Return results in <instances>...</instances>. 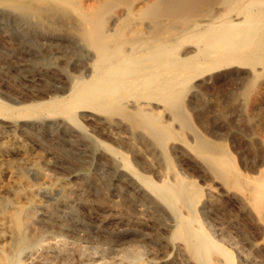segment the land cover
Returning <instances> with one entry per match:
<instances>
[{
	"label": "bare ground",
	"instance_id": "1",
	"mask_svg": "<svg viewBox=\"0 0 264 264\" xmlns=\"http://www.w3.org/2000/svg\"><path fill=\"white\" fill-rule=\"evenodd\" d=\"M260 72L264 0H0V264H264V140L199 101Z\"/></svg>",
	"mask_w": 264,
	"mask_h": 264
},
{
	"label": "rangeland",
	"instance_id": "2",
	"mask_svg": "<svg viewBox=\"0 0 264 264\" xmlns=\"http://www.w3.org/2000/svg\"><path fill=\"white\" fill-rule=\"evenodd\" d=\"M195 57V58H194ZM194 57H192L190 60H192L193 62H195V64L197 63V65H196V68H203L204 69V67L205 68H207V67H209V64L208 63H206V60H203V58H201V57H199V56H194ZM195 60V61H194ZM197 60H198V62H197ZM202 60V61H201ZM200 61V62H199ZM58 66L59 65H56V67H54V68H52L51 70H59V68H58ZM231 70L233 71V72H231ZM231 70H230V68H229V70L227 69L226 71H228L230 74H233L234 76H236V75H242V74H244V72L243 71H246V70H242V69H238V70H236V68H231ZM241 72H240V71ZM237 72V73H236ZM241 73V74H240ZM243 76V75H242ZM242 76H240V77H242ZM228 80L229 79H227V80H225V82L227 83H225L222 87H220V88H216V89H214L213 87H212V82L211 83H209L208 84V87H209V85H210V88L199 98V101L202 103V105H204L205 107H206V109H208V111H210V109H211V111H210V113L212 112V111H215V113H213V117L215 118V120H216V122L219 124H217V125H215L214 127L216 128V130L217 131H219L221 134H223L224 135V133H225V135L223 136V138H222V140L221 141H223V143H227L226 144V146L231 150L232 149V153H233V156L235 157V159H238V157H239V155H238V153L242 156V158L243 159H250L251 158V156H250V153H247V152H249L248 151V147H247V144H248V141L251 139V138H255L254 140L255 141H257L258 139V141H262V140H264V128L262 129L261 128V125H260V121H259V119H258V117L259 118H263L264 119V73H258L256 76H255V81H254V83L252 84V85H250L248 88H247V94H246V96H243V94H241V87H242V81L241 80H238V78L237 79H233L232 80V78H230V80H229V82H228ZM236 80H237V82H236ZM232 81H235L236 83H234L233 82V84L234 85H230V83L232 82ZM240 82V83H239ZM229 84V85H228ZM232 84V83H231ZM237 84V85H236ZM239 84L241 85V86H239ZM226 86V87H225ZM229 86H231V87H229ZM234 86V87H233ZM214 89V90H213ZM224 89V90H223ZM225 89H233V92H232V90H230V91H228V90H225ZM216 90H218V94L216 93L217 91ZM253 90V91H252ZM213 92V91H215V94H214V92L213 93H210V92ZM225 91H228V94H226L227 92H225ZM239 91V92H238ZM258 91V92H257ZM231 92L233 93V95L231 94ZM256 92V93H255ZM208 93H210V94H208ZM230 93V94H229ZM239 93V94H238ZM260 93V94H259ZM263 94V95H262ZM205 95V96H204ZM215 95L217 96V97H215ZM220 95V96H219ZM226 95H228L229 96V98H228V96H226ZM240 95V97H238ZM255 95V97H253ZM263 97V98H261V96ZM216 98V99H214L215 101H213V98ZM242 97H243V100H240V99H242ZM245 97H246V99H245ZM253 97V98H252ZM218 98V99H217ZM225 98V99H224ZM226 98H228L227 99V101H226ZM252 98V99H251ZM259 100H258V99ZM210 99V102H212V103H210L208 100ZM258 102V104H257V102H255V100ZM207 100V101H206ZM216 100H218V101H216ZM222 100H223V103H222ZM225 100V101H224ZM261 100H262V102H261ZM236 101V102H235ZM242 103V108H241V103ZM253 101V102H252ZM220 104H219V103ZM227 102H229V103H227ZM244 102V103H243ZM246 102V103H245ZM216 104V106H215V104ZM231 103V104H230ZM233 103V104H232ZM237 103V104H236ZM256 103V104H255ZM222 105L221 107L220 106H218V105ZM261 104V105H260ZM263 104V105H262ZM207 105V106H206ZM210 105V106H209ZM225 105V106H224ZM253 105H254V107H253ZM261 106V108L259 107V106ZM212 106V107H211ZM209 107V108H208ZM215 107V108H214ZM218 109H217V108ZM220 107V108H219ZM237 107H239V108H237ZM223 109V110H225L224 112H223V116H221V115H219V112H220V109ZM243 108H245V109H243ZM253 108H255L254 110H253ZM261 109L262 110V108H263V110L262 111H260L259 109ZM215 109V110H214ZM221 109V110H222ZM231 109H233V110H231ZM251 109V110H250ZM222 110V111H223ZM229 110H231V111H229ZM240 112H242V113H240ZM255 110H256V112H255ZM258 110H259V113H258ZM217 111V112H216ZM219 111V112H218ZM237 111V112H236ZM244 111V112H243ZM255 112V114L257 115H255V114H253L254 112ZM228 112H230V113H228ZM248 112V113H247ZM218 113V114H217ZM225 113V114H224ZM235 113V114H234ZM262 113V114H261ZM212 114V113H211ZM214 114H216V115H214ZM227 114V115H226ZM229 114V115H228ZM236 114H239L238 116L236 115ZM245 114H248V115H245ZM228 116V117H226V116ZM231 115V116H230ZM225 116V117H224ZM233 116V117H232ZM246 116H249V117H247L246 118ZM220 117H222V118H220ZM242 119H241V118ZM217 118V119H216ZM232 120H231V119ZM245 118V119H244ZM237 119H239V120H241L240 122H239V120H237ZM248 119V120H247ZM253 119V120H252ZM256 119V120H255ZM218 120V121H217ZM229 120V121H228ZM235 122H234V121ZM225 121H226V123H225ZM243 121H246V122H243ZM252 123H250V122ZM254 121V122H253ZM229 122V123H228ZM236 123V125L234 124V123ZM242 122V123H241ZM257 123H259V124H257ZM232 124V125H231ZM239 126H238V125ZM243 124V125H242ZM247 124V125H246ZM251 124V125H250ZM224 125H226V127L224 126ZM233 125H235V126H238L237 127V129L238 130H236V127L235 126H233ZM218 126V127H217ZM220 126H222V128L220 127ZM244 126L246 127V128H244ZM249 126L250 127H252L251 129L249 128ZM254 126H256L257 127V129L260 127V131L258 130V131H256L257 129H255V127ZM230 128V129H228V128ZM232 127V128H231ZM235 127V128H234ZM244 129H243V128ZM242 128V129H241ZM255 130H254V129ZM219 129V130H218ZM222 129V130H221ZM240 129V130H239ZM246 129V130H245ZM230 130V131H229ZM232 130V131H231ZM247 131V132H246ZM253 131H255L254 132V134H253ZM238 132V133H237ZM241 133V134H240ZM258 133H260L261 134V136H259L260 134H258ZM247 134V135H246ZM252 134V135H251ZM256 134H258V135H256ZM228 135V136H227ZM231 135H232V137H231ZM243 136V138H242V136ZM251 135V136H250ZM257 136V137H256ZM258 136H259V138H258ZM226 137V138H225ZM228 137V138H227ZM261 137V138H260ZM263 137V138H262ZM229 138H231V139H229ZM257 138V139H256ZM262 139V140H261ZM233 140V141H232ZM239 141V142H238ZM233 142V143H232ZM233 144V145H232ZM244 144V145H243ZM232 145V146H231ZM240 145H241V147H240ZM238 146V147H237ZM242 146H244V148L242 147ZM236 147H237V149H236ZM238 148H239V150H238ZM242 149H244L243 151H242ZM237 150V151H236ZM245 151H247L246 153H245ZM236 152V153H235ZM242 152V153H241ZM244 154V155H243ZM244 156H246V157H244ZM248 156V157H247ZM172 159H175V158H173L172 157ZM172 161H174V160H172ZM189 162V161H188ZM191 162V161H190ZM173 163H177L176 162V160L173 162ZM201 181V180H200ZM202 183V182H201ZM223 201H220V202H218V204H217V206H219L220 204V206H222V207H217V209H218V211H219V213H220V215H223V213L224 212H226L224 215L226 216V214L228 213L229 214V216L230 215H232V213L234 212V210H232L233 208H232V206L229 204V203H227V202H223ZM223 205H224V208H223ZM229 206V208L230 209H227L228 208V206ZM219 208H222V209H219ZM96 209V211L98 212L99 210V212H104V209H102V208H95ZM101 209H102V211H101ZM223 209H225V210H223ZM232 212H231V211ZM221 212H222V214H221ZM227 214V215H228ZM227 217V216H226Z\"/></svg>",
	"mask_w": 264,
	"mask_h": 264
}]
</instances>
